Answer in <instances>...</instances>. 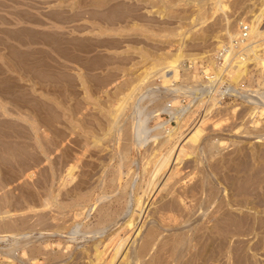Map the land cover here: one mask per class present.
Here are the masks:
<instances>
[{"label":"rangeland","instance_id":"374dc122","mask_svg":"<svg viewBox=\"0 0 264 264\" xmlns=\"http://www.w3.org/2000/svg\"><path fill=\"white\" fill-rule=\"evenodd\" d=\"M263 70L264 0H0V264H264Z\"/></svg>","mask_w":264,"mask_h":264},{"label":"built area","instance_id":"2783aa9c","mask_svg":"<svg viewBox=\"0 0 264 264\" xmlns=\"http://www.w3.org/2000/svg\"><path fill=\"white\" fill-rule=\"evenodd\" d=\"M248 26L249 25H247V24H244L243 26H242V36L243 37H247L248 36V31H249V28H248ZM262 81H263V83H264V70H263V74H262Z\"/></svg>","mask_w":264,"mask_h":264},{"label":"bare ground","instance_id":"6f19581e","mask_svg":"<svg viewBox=\"0 0 264 264\" xmlns=\"http://www.w3.org/2000/svg\"><path fill=\"white\" fill-rule=\"evenodd\" d=\"M212 79H214V78H212ZM215 79H216V77H215ZM210 80H211V79H210ZM222 87H223V86H222ZM227 88H228V89H227ZM231 88H232V87H231ZM231 88H229V86H228V87L226 86V89H227V90H229V91H235V89L232 90ZM230 89H231V90H230ZM227 90H224L223 92H225V91L227 92ZM236 91H237V90H236ZM232 93H234V92H232ZM236 93H237V92H236ZM221 94H223V93H221Z\"/></svg>","mask_w":264,"mask_h":264}]
</instances>
